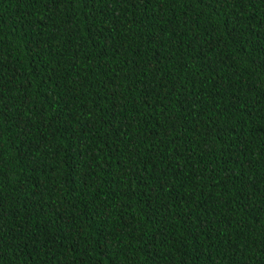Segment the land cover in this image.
<instances>
[{
    "label": "trees",
    "instance_id": "trees-1",
    "mask_svg": "<svg viewBox=\"0 0 264 264\" xmlns=\"http://www.w3.org/2000/svg\"><path fill=\"white\" fill-rule=\"evenodd\" d=\"M0 264H264V0H0Z\"/></svg>",
    "mask_w": 264,
    "mask_h": 264
}]
</instances>
